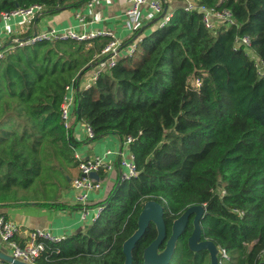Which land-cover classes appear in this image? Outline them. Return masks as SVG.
<instances>
[{"label": "trees", "instance_id": "16d2710c", "mask_svg": "<svg viewBox=\"0 0 264 264\" xmlns=\"http://www.w3.org/2000/svg\"><path fill=\"white\" fill-rule=\"evenodd\" d=\"M88 1L0 0V12L39 4L44 15ZM196 2L229 10L235 24L211 31L199 11L176 6L162 26L153 19V28L144 33L140 26L120 41L119 51L133 43L132 51L88 87L80 80L107 56L99 53L109 34L0 47V206L60 207L74 177L69 169L78 163L77 145L109 133L121 142L131 137L136 173L114 183L92 223L42 240L33 263L122 264V242L151 199L164 209L167 237L172 220L200 204L201 239L217 245L220 264L264 262V73L236 43L248 36L251 52L264 62V0ZM71 82L66 127L60 105ZM75 122L90 125L94 136L77 140ZM185 228L167 264H210L207 250L188 248L192 223ZM145 229L131 264H144L143 247L156 235L153 222Z\"/></svg>", "mask_w": 264, "mask_h": 264}, {"label": "crops", "instance_id": "0c3cea01", "mask_svg": "<svg viewBox=\"0 0 264 264\" xmlns=\"http://www.w3.org/2000/svg\"><path fill=\"white\" fill-rule=\"evenodd\" d=\"M164 10L171 13L174 7L184 6L183 0H162ZM81 5L78 8H63L53 13L40 15L37 12L33 17L24 19L19 14H10L3 17L0 14V47L8 48L16 41L14 39H25L37 32L44 31L49 27L63 28L68 25H75L78 28L87 30H100L110 32L117 40L126 39L132 30L129 27L125 9L127 1L125 0H91V5ZM139 14L140 26L144 33L148 29L153 28L156 23L149 25L151 20H157L147 9V6L141 7ZM79 14V16H77ZM141 38V36H140ZM139 39V38H138ZM127 50L122 48L116 58L126 54ZM95 68L89 69L82 77H88L94 72ZM74 136L77 140H84L82 123L75 122L71 125ZM122 142L115 133L91 139L90 141L81 142L75 147L76 154L80 158H87L94 155H103L105 149L116 148L121 146ZM125 155L129 152L128 145H122ZM106 160L112 162V168L109 172H97V177L101 186L91 190L87 203L90 209L88 218L82 220L80 218L79 205L74 201L73 191L70 186L62 190L59 198L60 207H45L39 204L31 203L24 205L0 206V213L6 215L7 218L13 219L19 225V237H26L28 231L36 228L47 229L58 237H65L74 232L82 230L91 222V216L95 215V205L102 201L108 195L111 187L115 182L121 180L123 171H127L126 167L120 166L117 156L110 154ZM73 176L78 173L77 166L69 169ZM0 250L9 253L6 244L0 239Z\"/></svg>", "mask_w": 264, "mask_h": 264}, {"label": "built area", "instance_id": "2783aa9c", "mask_svg": "<svg viewBox=\"0 0 264 264\" xmlns=\"http://www.w3.org/2000/svg\"><path fill=\"white\" fill-rule=\"evenodd\" d=\"M127 1V6L125 9V15H127L129 27L132 31H135L136 28L140 27V18L139 14L141 12V7L143 5L147 6V9L155 17L159 16L157 19L158 26H162L169 19L170 13L164 10V4L162 0H125ZM183 8L186 10L196 9L201 14V20L205 28L211 29V31L216 30L223 26L233 25L234 20L232 13L227 9L215 10L210 6H204L198 4L196 0H183ZM88 5H91V1H88ZM43 11V8L39 4H32L26 8H16L7 12H0L3 17H7L10 14H19L24 19L33 17L37 12ZM79 16V14H77ZM110 32L100 31V30H87L84 31L81 28H78L75 25H68L63 28L49 27L44 31L37 32L33 35L28 36L25 39H14L19 45H26L28 43H33L42 39H75L83 40L89 37H94L96 35H104ZM111 35V34H109ZM236 43L239 45H244L248 49L247 54L250 55L252 60H255V66L258 70V73L261 75L264 73V62L257 59L254 54L251 52V43L249 37L243 35L241 38L236 40ZM120 41L117 40L113 35L107 44L100 49L101 55H107L103 59L99 60L95 66L94 72L91 73L88 77L80 80L81 87H88L94 79L97 77L99 71L107 69L110 65L114 63L117 59L116 54L119 52L118 46ZM133 43L124 47L127 50V53H130L133 48ZM2 56V51H0V57ZM82 79V78H81ZM198 85L199 81L196 79L194 82ZM74 85L69 83L65 87V94L60 105V112L64 125L69 126L70 120L72 118V108L74 103ZM83 126V138L90 139L94 136V131L91 126L87 123H82ZM131 137L128 136L122 142L121 146L116 148L105 149L106 151L103 155H94L87 158H80L77 154L78 159L77 170L78 174L71 179L70 188L73 191L74 201L79 205L80 209V218L86 220L89 215V207L87 203L88 196L93 189H97L101 186V183L98 179L90 175L92 171L95 172H109L112 168V162L106 160V157L110 154L117 156V160L120 166L126 167L127 171H123L121 179H130L132 175L136 173L135 164L133 160V154L129 150L127 156L125 155V150L122 148V145H128ZM101 206L99 204L95 205V215L91 216V222L96 218L100 213ZM19 225L13 219L7 218L5 215L0 213V239L6 244L9 249V254L12 257H16L22 261L32 263L35 257L39 254V251L43 248L42 240L56 241L62 237L54 235L51 231L47 229H32L28 231L27 236L24 241L21 243L16 239V235L19 233ZM224 255V251L222 252Z\"/></svg>", "mask_w": 264, "mask_h": 264}, {"label": "water", "instance_id": "95a60500", "mask_svg": "<svg viewBox=\"0 0 264 264\" xmlns=\"http://www.w3.org/2000/svg\"><path fill=\"white\" fill-rule=\"evenodd\" d=\"M91 176L97 177V172L92 171ZM204 208L200 204H191L179 216L171 222V233L167 237V229L163 219L164 209L162 205L154 199L144 202L138 214L136 228L132 234L122 242L121 249L124 253V261L122 264H131L132 247L139 237L146 230L149 223L153 222L156 235L150 243L143 247V263L144 264H167L174 252V246L177 238L186 229L189 217L193 214L192 230L187 238V246L190 250H207L209 254L210 264H220L217 259L218 247L209 239H201L200 216ZM164 245L159 248L160 244ZM0 259L5 260L9 264H32L22 261L16 257H12L8 252L0 250ZM35 264V263H33ZM264 264V263H260Z\"/></svg>", "mask_w": 264, "mask_h": 264}, {"label": "flooded vegetation", "instance_id": "af4514ba", "mask_svg": "<svg viewBox=\"0 0 264 264\" xmlns=\"http://www.w3.org/2000/svg\"><path fill=\"white\" fill-rule=\"evenodd\" d=\"M203 212H204V211H203ZM202 214H203V213H202ZM202 214H201V216H202ZM201 216H200V218H201ZM192 219H193V214L191 215V217H189L187 224H188L189 222L192 223ZM187 224H186V225H187Z\"/></svg>", "mask_w": 264, "mask_h": 264}, {"label": "rangeland", "instance_id": "374dc122", "mask_svg": "<svg viewBox=\"0 0 264 264\" xmlns=\"http://www.w3.org/2000/svg\"><path fill=\"white\" fill-rule=\"evenodd\" d=\"M140 38V37H139ZM219 254V253H218ZM264 263V262H263Z\"/></svg>", "mask_w": 264, "mask_h": 264}]
</instances>
